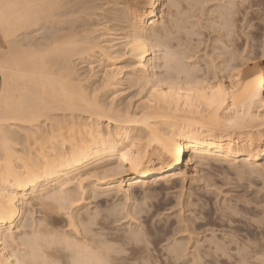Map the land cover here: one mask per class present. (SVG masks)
Wrapping results in <instances>:
<instances>
[{
    "label": "bare ground",
    "instance_id": "obj_1",
    "mask_svg": "<svg viewBox=\"0 0 264 264\" xmlns=\"http://www.w3.org/2000/svg\"><path fill=\"white\" fill-rule=\"evenodd\" d=\"M162 1L146 0L143 6L125 3L119 12L118 0H0V31L9 44L0 52V264H113L110 252L116 247L101 236L112 237L113 215L120 210L115 206L106 215L102 211L101 218L99 209L94 214L80 211L78 189L82 193L92 188L82 187L90 175L98 177L93 194H98L99 187L119 192L127 183L129 188L159 185L169 189L178 178L187 179L185 165L191 176H198L202 166L218 174L233 170L243 178V174L264 175V62L252 72L228 73L227 81L215 73L201 77L170 71L158 74L159 61L166 59L159 54L164 49L162 32H168L167 22L172 21L170 11L162 10L157 17ZM173 4L168 0L169 8ZM229 5L228 10L225 4L222 7L225 17L231 12ZM77 20L80 32L74 26ZM121 20L124 28L116 33L110 26ZM224 24L226 29L231 23ZM44 25H65L63 29L69 31L60 33V26L56 30L60 35L54 33L48 43L34 42L33 30ZM86 55H101L110 62L100 72V88H115L117 94V87L128 82L140 91L145 89V99L133 108L130 103L117 105L116 95L105 101L98 93L93 95L95 88L87 85L92 75L88 77L87 72L88 81L83 82L74 65ZM124 60L129 62L127 71L118 65ZM89 68L93 73V65ZM73 185L77 191L70 190ZM34 199L51 202L44 204L42 221L36 226L17 224L26 215L24 205ZM225 202L219 207L225 232L218 236L215 213L214 222L211 211L204 209L209 201L200 203L199 209L190 208L194 217L186 218L189 230L204 229L210 237L205 238L206 245L197 241L190 256L188 242L177 240L164 264H264L263 226L246 229L241 237L234 234L244 229L242 217L236 218L240 210L251 216L258 208L250 204L233 208ZM187 205L196 206L193 200ZM62 209L66 218L57 215ZM133 209L138 215L143 208ZM134 212H127L131 220H137ZM178 221L182 224L183 219ZM138 231L142 237L139 228L128 232L130 238L133 234V240L137 238Z\"/></svg>",
    "mask_w": 264,
    "mask_h": 264
},
{
    "label": "rangeland",
    "instance_id": "obj_2",
    "mask_svg": "<svg viewBox=\"0 0 264 264\" xmlns=\"http://www.w3.org/2000/svg\"><path fill=\"white\" fill-rule=\"evenodd\" d=\"M173 1H174V4L172 5L171 8H169L167 6L168 0H163L162 1L163 4L160 5L159 13L157 16L159 18L161 16V11L164 10V12H167V13L170 11V15L172 18V21L169 18L171 23L167 22V24L169 25V28H168L169 34L167 31L162 32L163 38L161 40V45H162V49L163 48L164 49L159 53L160 57L161 56L162 58L166 57V59H168V56L171 53L172 59L170 57V59H168V62H166V59L165 60L161 59V61H159V64L162 67L158 69V74L160 75L163 74L165 76L168 73V71H170L171 73H174V74L182 73V75H184L185 73H189V74L194 73L195 76L199 75L198 77H201V76H207L206 75L207 73L210 75H212L211 73H215L217 74L216 75L217 78L223 77V81H227L228 73L230 72L234 73L237 71H240L243 73L252 72V70L254 71V69H257L260 66V62H264V5H263L264 0H260V1L259 0H253V1L252 0H242V1L235 0L234 4L229 3L230 5L227 3L226 0L225 1L224 0H221V1L220 0H173ZM236 1L238 2L237 4H236ZM125 3H128L130 6H139V5L143 6L145 5L146 0H118L119 5L117 4L118 7H115V8L119 9V12H121L120 8H122ZM109 5H107V8H111V4ZM227 5L230 6L231 10L230 9L229 10L231 12L228 13V11L227 12L225 11L226 12L225 14L227 15V17H225L224 13L222 12H224L225 9L229 8ZM223 6L225 7L224 10L222 8ZM96 11L98 12V10ZM181 12H182V15H180ZM183 12L185 13L183 14ZM99 13H101V11H99ZM221 14L224 15V17H222ZM170 15H168V17ZM182 16L184 17L182 18ZM225 18H228V20H226ZM181 19L183 21L180 22ZM225 20L228 21V24L231 23L228 27H226V29H225V26H222V24L225 25L224 24L226 22ZM122 22H123L122 20L118 22L114 21V23H112L113 25L115 24L114 26H110L111 22H109L108 26L113 28L115 32L118 30L116 33L120 31L122 32V29L124 28L123 24H125V23L122 24ZM75 23H74V26L77 28V31H79L80 21L77 20L76 25ZM56 26L58 25H49V26L44 25L43 27H38L34 29L31 35L35 39V41L34 40L33 41L36 43L37 42L38 43H48L51 37H53V35L55 36L56 33H57L56 35L58 34L60 35V33H65L66 31L67 32L69 31L67 29H63V27L64 28L68 27L69 24L66 25V27L65 25L63 27L62 25H60L61 27L60 26L56 27ZM59 27L60 29H63V30H60V33L56 32V30L58 31ZM230 27L232 29H230ZM165 34L168 36L166 37ZM96 35H98V33ZM8 48H9V44L7 43V41L4 38V35L0 31V52H4ZM164 50L166 52V55L168 54L167 56L165 55ZM122 53H123V49H122ZM100 56L91 55V57H89L86 55L85 57L83 56L82 58H77L74 61L77 74L81 76L80 79L83 80L84 82V80H86L85 78H87L88 73H90L88 77L92 75L93 78L90 79V82L87 83V85L88 87L90 86L92 89L94 87L96 92H93V95H95L94 93H98V96L100 97L101 100L103 99V101H105V99L109 100L114 95H116L115 102L117 105H120V104L125 105V104L130 103L132 104L133 108L136 107V105H139L141 100L143 98L145 99L144 97L146 95L145 89H143V91H140L141 89L138 86L137 87L131 86L129 85L128 82H125V84L117 87L118 89L117 94L113 93L115 88L113 89L109 88L110 90H106L107 88L105 89V87L100 88L101 87L100 82H102V79H100L102 78V73L100 72H102V69L104 68V66L107 68L110 65V62L106 60L104 56H101V57ZM128 63H129L128 61L124 60V61L119 62L118 65L121 67H124L125 70L127 71L130 68L128 66L129 65ZM166 63L167 65L169 64V67L166 65ZM101 64L103 67L100 66ZM92 65H93V68H95L94 72L97 73V75L99 74L98 76L97 75L94 76L93 75L94 72L93 73L89 72L90 71L89 67ZM224 66L226 67L225 68L226 71H224ZM230 66L231 68L232 66L233 67L236 66V67L230 70L228 69L230 68ZM221 69L223 70L221 71ZM128 73L130 72L128 71ZM129 77H130V74H128L127 78ZM92 79L93 81H91ZM87 81L88 80H86L85 83ZM97 82H99L100 87L98 86ZM1 85H2V79L0 77V88H1ZM97 87H99L100 89H97ZM107 102L109 101H106V103ZM200 169H201L200 171L201 173L198 176L197 175L191 176L192 174H191L190 167L185 165L184 170H186L188 174L187 179L183 181L182 179L178 178L174 186L169 189H162V188L160 189L159 185H149V186L146 185L144 187L138 185V186L129 188L128 183H127V185L126 184L123 185L124 190L122 189L119 192L117 188L108 190L105 187H99L97 189V193L99 195L96 193L94 194L92 193L93 185L98 183L97 181L98 177H95L94 175H90L89 177L85 178V181L83 182L82 187L87 188V190L90 189L91 187L92 188L88 191L89 193L84 190H82V193H81L80 188L78 189V192L80 191V194L78 197L79 198L82 197L79 203L77 202V204L80 205V211L85 212V210H87V211H90V214H94V212H96L99 209L101 210V213H100L101 216H99V218L102 217V211H103V214L106 215L109 212L108 210L110 209L112 211L113 210L112 207L115 208V206H117L115 209L117 210L119 209L120 213L122 212L121 214L118 212L117 216L113 215V217L115 216L114 219L116 218V220L118 221L116 222V220H114L115 223L112 225L113 227V229L111 230L112 237L109 236V234H108V237L107 235L103 236V238L101 236V239L103 240L107 238L109 241L110 239V241L107 243L112 244L113 242L112 245L113 246L115 245L116 247L114 249V252L112 251L113 250L112 248L111 250L112 254L109 251L110 255L113 256V257L110 256V258L112 259L111 262L113 264H119L124 261H125L124 262L125 264H148V263L164 264V262L166 261L165 259L167 258L166 256L171 250L170 248H174L175 245L173 244H175L177 240L178 242L180 241L183 244L188 242L187 243L188 247L187 246L186 247L187 249H190V250H188V252L186 253H188V255L190 256L191 251L193 250L195 243H197V241L199 242V244L201 243L202 245H206L205 238L207 240V237H210V233L204 232L205 231L204 229H200L199 231L197 230L195 232L194 230L192 232V229L191 231L189 230L187 219H189L190 217L191 218L194 217L193 212L191 213L189 212V210L190 208L199 209L200 203L201 204L204 202L207 203L208 201L210 202V206L207 205L208 206L207 208V206H205L206 204L204 203L205 204L204 209H206V211L208 209L209 212L211 211L210 218H214V222L217 221L215 220L216 218L218 219V222H216V225L214 226L217 229L218 236L222 235L221 233H223L222 230L224 229V227L222 228L223 222L221 223L220 221L221 217H219L221 216V213H222L219 207L225 201L229 205L231 206L233 205L232 206L233 208L235 207L237 208V205L238 207L240 206L241 208H244V206L246 207V205L250 204V206H253L254 208L256 206L258 210H260L259 212L258 210H256L257 213L255 215H252L250 213L251 214L250 216L249 213H247L246 215V213L244 212V209H241V210L238 209V211L240 210L241 212L239 213L240 215L237 214L236 218L242 217L241 219L244 222L241 223L243 225L241 227H243L244 229H242L238 233L235 232L234 233L235 235L236 234L239 236L245 235L246 229L256 230V228L258 229L259 227L258 230H260V228L262 229V226L264 228V220H263L264 219V214H263L264 208L260 209L261 207H264V187H263L264 186V179H263L264 175L263 174H262L263 176H260V174L254 173L253 175H251V177L250 176L248 177V175L243 174L245 175L244 178L243 176H240L241 177L240 178L239 176H237V173L235 171H234L235 173L233 172V170H230V171L227 170L228 172H225V171L219 172L218 174V172L216 173V170L211 169L210 167L202 166ZM77 187H78L77 185H73L70 187V190L77 191ZM161 192H162V196H160ZM151 193H152V196H151ZM159 193L160 195H157ZM149 194L151 197H149ZM146 195H148L147 196L148 198L146 197ZM156 195L158 198H156ZM190 200H193L196 206L193 207L190 205L188 207L187 204ZM223 200L224 202H222ZM43 201L41 199H38V200L34 199L31 201V204L24 205V210L27 216L25 215V217L19 220L20 222H18L17 224L21 223V221L22 223L27 222V224L33 223L34 226L39 224L40 222L39 220L41 219L42 221V218L45 215L43 213L45 209L44 204L48 205L49 203H51V202L45 203ZM251 201L253 204L251 203ZM118 204H119V207H118ZM143 204H145L144 205L145 207L143 206ZM217 204L219 205L218 208H216ZM138 205H140L141 207H139ZM213 207L216 208V211H215V208L213 209ZM133 208L135 209L143 208L144 210L142 209L141 214L140 212L136 210V213L138 212L140 215L139 214L135 215ZM129 211L131 213L134 212L133 216L135 217L137 216L136 218L137 220L135 219L131 220V217H130L131 215L130 216L127 215V212L128 214H130ZM62 213H64L63 209L62 211L60 210V213L58 212L57 215L61 217H65ZM190 213L192 214V216ZM214 213H215L216 218L214 217ZM242 213H244V215ZM194 214L197 215L198 217L200 216L201 218L203 217L202 215H204V214L202 215L199 214V212H196ZM257 214L258 215L260 214V215L257 216ZM122 215L125 217L123 218ZM260 216H261V219H260ZM121 217L123 218V220H121ZM254 217H256L257 219ZM178 218H180L181 222H182V219H183V222L185 221L184 219L186 218L187 219L185 223L182 222V224H179ZM245 219H247V221L248 220L250 221V222L248 221V223H250L251 226L250 224L249 225L247 224V221ZM258 221L260 222L257 223ZM186 224H187V229H185ZM128 228H130V230H138L139 228H141V235L143 234L142 237H139L140 236L139 235L140 230H139L138 231L139 238L137 237V238H134L133 240L134 234L132 235V238H130L131 234L128 233L130 231L128 230ZM219 228L221 232L218 231ZM26 229H25L26 231H28V229L30 231V228H26ZM181 229H183V231H181ZM124 232L125 234L127 233L130 236H128L127 234L125 235ZM136 236H137V233H136ZM113 237L116 239L111 240ZM140 238L141 240H139ZM110 244H108L107 246H110ZM119 249H122L121 253ZM115 250L116 252L119 251V255L117 253L118 256L114 255ZM204 258L203 260L208 259V258L206 259ZM113 260L115 262H113Z\"/></svg>",
    "mask_w": 264,
    "mask_h": 264
}]
</instances>
